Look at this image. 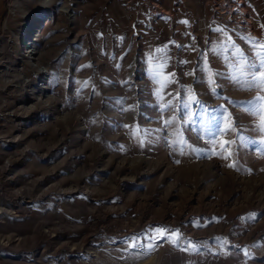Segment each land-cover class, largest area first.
Here are the masks:
<instances>
[{"label":"rangeland","instance_id":"1","mask_svg":"<svg viewBox=\"0 0 264 264\" xmlns=\"http://www.w3.org/2000/svg\"><path fill=\"white\" fill-rule=\"evenodd\" d=\"M254 45L264 0H0V264H264Z\"/></svg>","mask_w":264,"mask_h":264},{"label":"snow or ice","instance_id":"2","mask_svg":"<svg viewBox=\"0 0 264 264\" xmlns=\"http://www.w3.org/2000/svg\"><path fill=\"white\" fill-rule=\"evenodd\" d=\"M254 47H260L261 49H264V45H254ZM257 57L260 60L259 65H257L254 62L248 63L246 60L244 61L248 71H247V73H244L242 71L241 75L250 76V79H246L245 82L241 84V90H246V91L257 90V91L264 92V51L257 52ZM257 67L262 69V71H260L259 76H257V73L255 71L257 69ZM237 83H240V81L237 80ZM246 103L249 105H253V106L259 105L261 110H262L261 118H262V120H264V96H258V97H256L255 100L248 101ZM250 114H252V113H250ZM207 119L209 122H212L216 118L212 117L211 114H209ZM166 123H170V122H166ZM260 131L264 132V124H261ZM228 143L231 144L232 142H228ZM246 143H254V141H245V139L243 137H241L239 146L243 147ZM234 166H235L234 163L229 165V167H234ZM156 231H162V230L156 229ZM136 239H137V237H132V238H130V241H125V243L132 242L134 248L142 247V245L135 244Z\"/></svg>","mask_w":264,"mask_h":264},{"label":"bare ground","instance_id":"3","mask_svg":"<svg viewBox=\"0 0 264 264\" xmlns=\"http://www.w3.org/2000/svg\"><path fill=\"white\" fill-rule=\"evenodd\" d=\"M50 2H51V0H44L45 4H49ZM29 58L33 61L35 60L32 55ZM34 67L37 68L41 74L45 75L46 72L42 69V67L40 65H35Z\"/></svg>","mask_w":264,"mask_h":264}]
</instances>
